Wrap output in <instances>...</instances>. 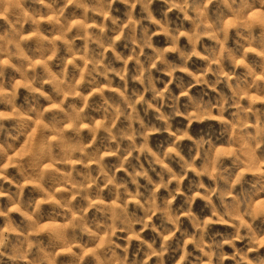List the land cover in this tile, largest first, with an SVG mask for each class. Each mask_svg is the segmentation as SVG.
Returning a JSON list of instances; mask_svg holds the SVG:
<instances>
[{
  "label": "rangeland",
  "instance_id": "374dc122",
  "mask_svg": "<svg viewBox=\"0 0 264 264\" xmlns=\"http://www.w3.org/2000/svg\"><path fill=\"white\" fill-rule=\"evenodd\" d=\"M233 240L223 264H264V3L0 0V264Z\"/></svg>",
  "mask_w": 264,
  "mask_h": 264
},
{
  "label": "clouds",
  "instance_id": "9594fccd",
  "mask_svg": "<svg viewBox=\"0 0 264 264\" xmlns=\"http://www.w3.org/2000/svg\"><path fill=\"white\" fill-rule=\"evenodd\" d=\"M150 2H151V0H149V3ZM261 2L264 3V0H261ZM154 66L155 65H153V67ZM145 71H147V69ZM137 79H139V77H137ZM149 83H151V81H149ZM151 90L154 93V97L159 98V97H163L164 96V93L163 92H160L157 89H155L154 84L152 85ZM175 99H177V98H173V100H175ZM145 141H147V137H145ZM145 149H147V143L146 142H145ZM134 150H135V148H133V151ZM158 162H160V161H158ZM139 176H144L145 178H147V179L150 180V178L148 177L147 172L142 169V166H141V170L140 171L134 172V174H133L134 182H137L138 183V181L136 180V177H139ZM163 186L164 187H168V185H167L166 182L163 184ZM200 187H203V184H201ZM173 199H175L174 194H173ZM247 214L250 215V216L252 215V213H251L250 210H249V212ZM146 227H147V225H146ZM244 238H245L244 236H240V235H237L235 237V239H244ZM248 238H249L250 242H253V238H252L251 233H249ZM228 242H232L233 243V246H234V240L233 241H221L219 244H217L215 246V255H216L215 264H223V251L222 250H223L224 243H228ZM237 255H239V254H237ZM233 259H236L237 260V264H243V261L242 260H239L236 256H234ZM102 264H106V262H102Z\"/></svg>",
  "mask_w": 264,
  "mask_h": 264
}]
</instances>
